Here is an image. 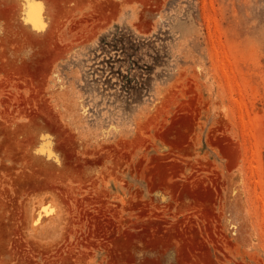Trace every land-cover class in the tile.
Instances as JSON below:
<instances>
[{
  "label": "rangeland",
  "instance_id": "1",
  "mask_svg": "<svg viewBox=\"0 0 264 264\" xmlns=\"http://www.w3.org/2000/svg\"><path fill=\"white\" fill-rule=\"evenodd\" d=\"M0 264H264V0H0Z\"/></svg>",
  "mask_w": 264,
  "mask_h": 264
}]
</instances>
